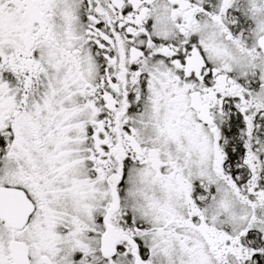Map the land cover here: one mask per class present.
<instances>
[{
  "label": "snow or ice",
  "instance_id": "obj_1",
  "mask_svg": "<svg viewBox=\"0 0 264 264\" xmlns=\"http://www.w3.org/2000/svg\"><path fill=\"white\" fill-rule=\"evenodd\" d=\"M0 264H264V0H0Z\"/></svg>",
  "mask_w": 264,
  "mask_h": 264
}]
</instances>
